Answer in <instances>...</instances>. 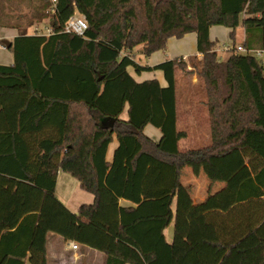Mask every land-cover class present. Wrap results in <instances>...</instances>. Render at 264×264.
<instances>
[{"label": "trees", "instance_id": "trees-1", "mask_svg": "<svg viewBox=\"0 0 264 264\" xmlns=\"http://www.w3.org/2000/svg\"><path fill=\"white\" fill-rule=\"evenodd\" d=\"M28 1L38 5L26 25L0 15L18 33L13 63L0 64V264H48L50 233L103 252L105 264H264V62L234 45L221 59L210 38L220 25L235 41L242 25L243 46L264 51V0ZM75 14L84 35L64 30ZM46 20L50 35L27 32ZM191 32L202 57L148 66L131 55ZM189 66L198 83L185 95L178 73ZM129 67L161 70L167 84L139 82ZM202 162L226 186L195 204L182 168ZM60 170L94 202L76 212L61 202Z\"/></svg>", "mask_w": 264, "mask_h": 264}, {"label": "crops", "instance_id": "crops-1", "mask_svg": "<svg viewBox=\"0 0 264 264\" xmlns=\"http://www.w3.org/2000/svg\"><path fill=\"white\" fill-rule=\"evenodd\" d=\"M231 30V28L225 26L214 25L210 28V38L212 40H217L218 42L222 40L224 41V43H229V38L233 42L235 47L236 45L243 46L245 39L244 27L240 25L237 28L235 41H233L230 37ZM17 35L18 33L15 28L0 26L1 43H3L4 40L12 41ZM238 41L239 44H237ZM227 46L230 45H225L224 47ZM2 49H5L6 51H1ZM141 49H138V52L140 54H142ZM194 54H196L198 57H202V54L199 53L197 50V34L195 32H191L186 34L182 38H169L166 50H159L154 52L151 56H148L147 61L143 63H140V61H138L136 57L134 58L141 65L155 66L168 59L183 56L188 57ZM13 60V52L10 48H0V64H12ZM128 70L132 74V76L139 82L147 79L157 78L161 85L165 86L167 84L163 72L161 70L142 71L140 73L136 72L133 67H129ZM121 117L123 119L128 118V106H126V109L122 113ZM146 128H148V125L144 129L145 134L152 138L154 141L158 142L161 139L162 133L160 138L156 140L152 135L146 132ZM154 134H157L156 131L154 132ZM115 139L117 140L116 136H114L113 141ZM191 142L193 143V141ZM111 144L109 145L107 152L108 161L112 160L114 150L118 146V140L117 144H115L114 147H112ZM203 163L206 162L199 163L202 164L201 167H196V165L194 164L197 163H194L187 165L188 167L184 166L182 168L181 181L187 187L192 197L193 203L195 204H199L205 201L210 196L224 189L226 186V182L222 179L219 170L214 166L209 167L211 165ZM186 171L189 173L191 178L185 179L184 173ZM55 194L57 198L73 212H76L83 204H92L95 200V197L92 193H89L80 187L79 181L74 176L62 170L58 172ZM119 203L122 206L135 205L133 202L123 198L120 199ZM167 232L168 228L165 230L166 237L169 242H172L174 236V229L170 236L169 234H167ZM47 247L48 264H52L56 260H62L66 253H71L73 255L77 253V255L81 258L88 259L90 264H105V255L103 252L97 251L87 246H79L78 249L74 250L72 248V242L65 241L62 236L55 233H50L48 235ZM25 264H31L28 258L26 259Z\"/></svg>", "mask_w": 264, "mask_h": 264}, {"label": "rangeland", "instance_id": "rangeland-1", "mask_svg": "<svg viewBox=\"0 0 264 264\" xmlns=\"http://www.w3.org/2000/svg\"><path fill=\"white\" fill-rule=\"evenodd\" d=\"M37 3L28 1V0H7V2H3V5H0V15L4 19L14 21V23H19L20 25H26L32 18L34 12L36 11L37 8ZM47 23L46 21L43 22H38L35 21L32 26L27 28L28 33H34L35 32V27H43ZM229 43H224V41L220 40L217 44V49H218V55L219 58L225 59L228 56V51L225 50L223 47L225 45H230L233 46V42L228 38ZM239 44V41L237 42ZM238 45H236L237 47ZM142 46H139L138 48L134 49L131 51V55L137 58L140 63L147 61V56L140 54L138 52V49H141ZM1 51H6L5 49H2ZM258 59L262 60L264 62V51L260 54L257 55ZM191 70V67L187 70H180L178 73V78L180 82V86L182 89L185 91V95H187L190 91H192V88L196 83H198V78L196 72H189ZM156 131L157 134H154ZM146 132L150 135H152L156 140H158L161 136V130L153 125H148V128H146ZM111 144L112 147H114L115 144H117V140L115 139L112 141ZM206 164V163H203ZM196 167H201L202 164H194ZM188 167V166H187ZM212 167V166H209ZM186 168V167H185ZM185 179L191 178L189 173L186 171L184 173ZM191 181V180H190ZM174 229V224L168 228L167 234L169 236L171 235L172 231ZM81 249V248H80ZM52 264H90L89 260L86 258H81L80 256L76 254H71V253H66L65 256L63 257L62 260L60 261H55Z\"/></svg>", "mask_w": 264, "mask_h": 264}, {"label": "built area", "instance_id": "built-area-1", "mask_svg": "<svg viewBox=\"0 0 264 264\" xmlns=\"http://www.w3.org/2000/svg\"><path fill=\"white\" fill-rule=\"evenodd\" d=\"M88 29V21L85 16L75 14L72 15L67 22L65 23L64 30L69 33H75L78 35H84L86 30ZM53 32V28L49 25L47 22L43 27H35L36 34H46L50 35ZM6 47L4 43L0 42V48ZM230 46L224 47L225 50H229ZM236 51L238 52H244V53H253L256 55H260L263 51L262 50H247L244 46H237ZM183 59H187V56H183ZM72 248L74 250L79 248V245L77 243H72Z\"/></svg>", "mask_w": 264, "mask_h": 264}, {"label": "water", "instance_id": "water-1", "mask_svg": "<svg viewBox=\"0 0 264 264\" xmlns=\"http://www.w3.org/2000/svg\"><path fill=\"white\" fill-rule=\"evenodd\" d=\"M3 43L5 44L6 48H10L12 45V42L10 40H4Z\"/></svg>", "mask_w": 264, "mask_h": 264}]
</instances>
